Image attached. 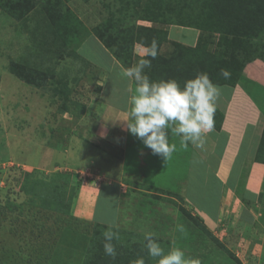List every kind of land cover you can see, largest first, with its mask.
I'll return each instance as SVG.
<instances>
[{
  "label": "rangeland",
  "instance_id": "374dc122",
  "mask_svg": "<svg viewBox=\"0 0 264 264\" xmlns=\"http://www.w3.org/2000/svg\"><path fill=\"white\" fill-rule=\"evenodd\" d=\"M113 1H68L90 33L84 31L78 43L64 48L42 6L21 20L0 9V264H83L98 223L131 238L154 233L170 249L179 247L201 264H238L230 253L243 264H264V224H255L253 231L255 225L249 223L259 207L263 211L264 177L257 197L246 188L257 180L251 170L232 177L236 184L228 186L227 173L238 155L222 161L215 148L223 139L213 144L214 130L205 134L202 149L193 146L192 151L181 146L171 125L168 138L176 150L166 159L128 132L129 99L136 86L125 73L133 65L123 67L108 49L103 52L92 33L113 9ZM119 8L116 2L113 12ZM143 24L163 28L182 42L197 33H179L176 25ZM172 49L167 43L161 51ZM139 53L133 50L139 58L147 54ZM12 61L48 70L54 78L42 88L27 84L11 71ZM239 83L248 94L256 92L258 107L264 98V66L244 68ZM226 87H221L218 106L229 103L222 97L230 89ZM236 99L226 107V119L224 112L229 137L241 130L238 115L234 117ZM263 130L259 125L257 147ZM257 147L250 148L251 154ZM202 170L212 171L202 178ZM66 186L73 205L58 211L53 206L62 209L61 189ZM46 189L55 202L49 207L40 201ZM183 210L205 223L226 248Z\"/></svg>",
  "mask_w": 264,
  "mask_h": 264
},
{
  "label": "trees",
  "instance_id": "16d2710c",
  "mask_svg": "<svg viewBox=\"0 0 264 264\" xmlns=\"http://www.w3.org/2000/svg\"><path fill=\"white\" fill-rule=\"evenodd\" d=\"M68 1L70 0H0V9L16 20H21L36 7L42 6L49 25L53 27L55 39L64 48L78 43L84 31L90 33L70 9ZM115 1L120 7L116 13L113 12L116 7ZM140 1L114 0L111 3L113 9H108L107 18L92 29L93 35L123 67L129 68L133 65L134 68L141 61L147 60L150 62V67L144 68V73L154 81L175 79L183 87L186 80L194 78L197 73L206 72L214 84L234 88L242 79V71L247 64L256 60L264 63V0ZM163 2L166 4L162 5ZM138 20L196 29L199 31V37L195 46H186L170 41L168 31L163 28L155 25H137ZM167 43L173 49L170 53H163L162 47ZM135 44L147 48V54L143 58L133 54ZM60 57L65 56L62 54ZM11 65V71L17 78L37 88L46 86L49 80L54 78L53 73L48 70H39L14 61ZM221 69H227L230 78L225 79L221 76ZM214 121V131L225 137L222 131L224 111L218 107ZM225 142L222 141V146H225ZM254 160L264 164V130ZM47 191L49 189H46L45 193L40 192V201L49 207L55 202L53 197L46 193ZM61 191L63 207L62 209L55 205L53 207L58 211L67 212L68 206L73 205L74 198L70 196L69 200L66 197L67 186ZM183 211L187 218L195 222L205 234L216 240L222 248H226L208 230L205 223L201 224L196 216ZM108 228L109 226L100 223L94 225V234L83 264H133L138 258H143L145 264H156V260L148 255L145 236L131 238V235L127 236L116 228L112 230L119 234V240L114 239L112 243L116 247L117 255L114 259L105 255L103 233ZM155 239L165 253L170 250L166 241L161 238ZM230 254L238 264H243L234 254Z\"/></svg>",
  "mask_w": 264,
  "mask_h": 264
},
{
  "label": "clouds",
  "instance_id": "9594fccd",
  "mask_svg": "<svg viewBox=\"0 0 264 264\" xmlns=\"http://www.w3.org/2000/svg\"><path fill=\"white\" fill-rule=\"evenodd\" d=\"M146 67H150V62L144 60L125 73L136 82L135 94L129 99L131 112L126 121L128 132L140 139L153 154L166 159L176 150V146L169 143L167 131L174 124L172 131L181 137L183 148L192 144L202 149L207 139L205 134L215 127L214 117L221 87L214 84L206 72L197 73L194 78L186 80L183 87L175 79L154 81L144 73ZM220 75L225 79L230 78L227 69H221ZM103 236L104 253L114 259L117 252L112 241L119 240V234L110 226ZM144 239L148 255L156 260V264H201L199 259L186 257L179 247L165 253L154 233L145 234ZM133 264H145V261L138 258Z\"/></svg>",
  "mask_w": 264,
  "mask_h": 264
},
{
  "label": "crops",
  "instance_id": "0c3cea01",
  "mask_svg": "<svg viewBox=\"0 0 264 264\" xmlns=\"http://www.w3.org/2000/svg\"><path fill=\"white\" fill-rule=\"evenodd\" d=\"M143 22L144 21L138 20L136 22V24L137 25H145V24H143ZM145 26H148V25H145ZM174 27H176V26H174ZM179 28L181 30H176L179 33L191 29V28H185V27H181V26H179ZM191 30H195L197 33L195 35H193V38H189V40H190L189 42H182V41H179L177 39H175V40L171 39V36L169 35L170 32L168 33V39L170 41H176V42L182 43L186 46H195L197 39L199 37V31L196 29H191ZM96 40L99 43V46L101 48H103L102 49L103 52H105L107 54L108 50L101 44V42L97 38H96ZM134 50H136V51L138 50V52L141 53V54L139 53L140 55H143L142 53H147V48L142 46V45H139V44H135ZM145 55L140 56V57H144ZM256 64L257 65L262 64L264 66V63L262 61L256 60V61H253V62H250L249 64H247L246 67L254 66ZM246 67H245V69H246ZM244 77L246 78L245 74H244ZM247 77H248V75H247ZM247 80L255 81L256 79L255 80L254 79H247ZM255 83H257V82L255 81ZM254 87H256V86H254ZM255 93H256L255 91H251L248 94L245 91L244 87L240 83H238L236 85V87H234V88H231V87H230V89L227 88V93L224 94L222 97L225 98V102H227V103L229 102L228 103L229 105L223 104L221 106L217 105V107L225 112V119H226V117H227L226 116L227 115L226 114V110H227L226 107L229 109V106L232 103L231 101H232L233 97L236 98V95H237L239 97V99H236L237 101L235 100V102H237L235 104L236 109L233 107L232 108L236 112V115L234 117H237V115H238V121L242 123L241 124V130L239 131V133L237 132V134H238L237 137L235 135H233V133H231L232 135H231V137H229L228 133L226 132V128H224L226 126V121L224 119L222 131H223V134L225 135V137H221V133H218L216 131H214V132L212 131L213 132V134H212L213 140L211 141L213 144L221 143V138L223 139L224 142L226 141L225 146H222L223 144L221 143L220 148H215L216 152H217V150L219 151L218 152L219 155L222 154V157H223L222 161H225L226 159L234 160V158L238 155L236 158V161L233 164V169L235 168V170L232 169V170L228 171V173H227V174H229L226 177L228 179V181H227L228 186L234 187V185L236 184L235 183L236 181H234V182L231 181L232 177H233V180H236L237 178L240 177L242 171H244L246 169L251 170V173H253V175L251 177H256L255 179H257L254 182L249 181L248 184L246 185V188H247V190H248V192L252 198L257 197L259 195V192L261 191L260 190L261 180L264 177V164L259 163V162H255V160L252 158L253 157L252 155H254V154H251V151H250L251 150L250 148L256 149V147H257V139L260 136L256 137L257 136L256 133L259 130V125L264 127V98H262V97L260 98L261 104L259 102L258 107H256L257 101L254 100V97H255L254 94ZM235 105H234V107H235ZM238 126H240V123L238 124ZM210 137H211V135H210ZM191 145L192 144H189L188 147H191V149L193 151V145L192 146ZM235 145L237 146L236 148H234ZM227 150H230L231 153L226 154L225 151H227ZM240 151H241V153H240ZM199 160H201V159L199 158ZM203 165L204 164H202V166ZM202 169H204V168H202ZM202 171L204 173L201 174V177L204 178L202 175L210 174L212 170H202ZM217 171L219 172L221 170H217ZM217 183H220V181H217ZM222 191H223V189H221V192ZM201 203L203 204V202H201ZM217 208H218L217 213H219V208H220L219 203L217 204ZM261 208H262V206L259 207L260 210H259L258 214H255V215L253 214V218L251 219L252 221L250 220L249 223H251L253 225L258 224L260 227L262 226V224H264V216H263L264 207H263V211L261 213L262 216L260 214ZM251 216L252 215H248V218L250 219ZM217 217H218V215H217ZM212 222L214 223L215 221H212ZM255 229H257L256 225H255L253 231H255Z\"/></svg>",
  "mask_w": 264,
  "mask_h": 264
}]
</instances>
